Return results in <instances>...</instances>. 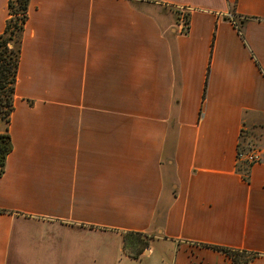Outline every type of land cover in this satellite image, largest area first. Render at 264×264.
Segmentation results:
<instances>
[{"label": "crops", "instance_id": "0c3cea01", "mask_svg": "<svg viewBox=\"0 0 264 264\" xmlns=\"http://www.w3.org/2000/svg\"><path fill=\"white\" fill-rule=\"evenodd\" d=\"M251 117L264 0H29L0 264H264V160L235 167Z\"/></svg>", "mask_w": 264, "mask_h": 264}, {"label": "trees", "instance_id": "16d2710c", "mask_svg": "<svg viewBox=\"0 0 264 264\" xmlns=\"http://www.w3.org/2000/svg\"><path fill=\"white\" fill-rule=\"evenodd\" d=\"M28 3L29 0L8 1L7 9L9 18L5 23L3 32L0 34V124H5L4 132L0 130V176L3 173L5 158L11 150V144L8 135V123L12 111L15 77L19 63L20 37L24 24L27 20ZM174 12L179 16L180 13L178 11ZM188 17V14L185 13L183 23L184 29L181 30L183 34H186L187 32ZM234 24L236 27H238V32L242 37L239 20L234 19ZM10 43L13 44L12 47H9ZM242 130L243 129L240 130L238 136L236 156L240 153H243L246 149L242 144ZM251 166L252 165H248L246 162L236 161V171L240 174L242 180L245 182L248 181L249 169ZM209 248L227 255L232 264H247L256 256L255 254H247L221 247ZM238 254L242 256H239Z\"/></svg>", "mask_w": 264, "mask_h": 264}, {"label": "rangeland", "instance_id": "374dc122", "mask_svg": "<svg viewBox=\"0 0 264 264\" xmlns=\"http://www.w3.org/2000/svg\"><path fill=\"white\" fill-rule=\"evenodd\" d=\"M180 18V14H179ZM184 22V20H183ZM181 22V24L183 23ZM186 23V22H185ZM181 29V28H180ZM13 44L10 43L9 47H12ZM8 47V48H9ZM4 123L0 124V130L4 132ZM242 144L246 149H254L259 152L260 161L264 160V118L263 117H251L246 120L245 124L242 127ZM139 239V240H138ZM139 244H147L149 239L142 240L141 237H137ZM227 258H229L224 253L220 252ZM229 254V253H228ZM230 255V254H229ZM239 256H242L238 254ZM238 258V256H237Z\"/></svg>", "mask_w": 264, "mask_h": 264}, {"label": "built area", "instance_id": "2783aa9c", "mask_svg": "<svg viewBox=\"0 0 264 264\" xmlns=\"http://www.w3.org/2000/svg\"><path fill=\"white\" fill-rule=\"evenodd\" d=\"M185 12H180V23L184 20ZM184 23V22H183ZM181 24V30L184 29V24ZM260 160L259 152L254 149H245L243 153H240L236 156V161L238 162H246L248 165H253L258 163Z\"/></svg>", "mask_w": 264, "mask_h": 264}]
</instances>
